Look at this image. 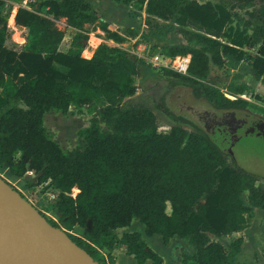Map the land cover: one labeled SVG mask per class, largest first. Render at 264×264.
<instances>
[{"label": "trees", "instance_id": "16d2710c", "mask_svg": "<svg viewBox=\"0 0 264 264\" xmlns=\"http://www.w3.org/2000/svg\"><path fill=\"white\" fill-rule=\"evenodd\" d=\"M22 1L0 0V167L16 178L33 174L35 185L51 184L58 220L84 233L63 231L97 264H114L115 248L137 264L162 263L140 233L117 234L133 221L148 237L157 235L165 244L178 238L193 248L194 255L183 254V264H235L243 237L228 246L222 240L247 227L245 215L264 209L260 179L229 162L209 134L183 117L169 113V130H158L160 107L135 98L140 63L121 47L134 32L122 34L103 22L86 0L28 1L26 7ZM111 1L144 13V38L154 41L160 55L190 56L187 75L163 70L170 86L189 88L215 110H245L247 101L226 98L208 80L210 65L223 67L224 56L245 63L264 84V0ZM14 6L23 44L11 39ZM236 8L247 11L245 20L235 18ZM61 20L69 32L65 50ZM95 30L115 45L101 43L82 58ZM171 33L184 43L169 45ZM253 46L256 55L246 51ZM245 89L241 84L234 93ZM71 106L85 109L90 119L77 131L74 147L63 149L43 116L50 110L65 115Z\"/></svg>", "mask_w": 264, "mask_h": 264}, {"label": "rangeland", "instance_id": "374dc122", "mask_svg": "<svg viewBox=\"0 0 264 264\" xmlns=\"http://www.w3.org/2000/svg\"><path fill=\"white\" fill-rule=\"evenodd\" d=\"M32 1L35 2L39 0ZM118 6L120 5L115 4L110 0H105L102 2L101 7L103 9V13H105L104 15L117 18L120 13ZM246 12L247 11L244 9L236 8L234 10L235 18L245 20L247 18ZM63 24L64 23L62 20L58 24V28L63 30L65 34L64 40L60 45L61 50H65L69 47V32L66 28H64ZM8 26L12 30V41L20 44L18 37L19 35L22 36V33L20 34L19 30L17 28H13V25H11L9 22ZM240 28H243V26L241 25ZM119 31L121 30L119 29ZM250 33L251 31L248 30V34ZM95 36L101 38L103 41L108 40L104 34L100 35L98 31L95 30L89 34L88 41L85 42L87 47L89 46V43L94 46L91 39H95ZM103 41H100L98 45ZM143 43L147 45L148 53H153L156 51L151 48V43L147 39L144 38ZM260 44H264V40H261ZM122 46L123 48H127V50L129 49V51H131L132 40L128 39L124 44H122ZM257 48L258 46H253L250 49H246V51L248 54L256 55ZM141 52L142 54L147 53L146 51ZM84 54L87 55V53ZM81 57L86 58L85 56ZM224 63V66L221 68L210 65V74L208 80L211 82L214 81V86L218 88L223 94L225 93L227 95H230L231 93L238 95L234 93V89L240 87L241 84H247L243 94H239L242 95V99L247 101V107L245 110L236 111V117L241 119L247 118L249 121L261 120L264 122V91H262L260 86H250L248 85L249 83H246L247 81H244L243 78L237 77L238 74L235 73V70H247V66H245V64L240 62L238 64L232 63V65H228L226 61ZM163 70L164 69L156 70L154 80H147L144 83L138 81L137 79L135 80V83L138 87L135 98H138V96H143L151 103H155L160 107L159 111L155 110L157 115L158 130L160 132H166L169 130V113L185 118L190 123L209 134L211 139L222 149L225 151H227V149L230 150V155L228 154L229 162L233 163V165L236 167L257 176L260 179V183L264 184V139L249 135L247 137H242L239 142L234 145V147H229V140L226 135L221 133L218 129L214 130L213 134H211L210 127L205 128L202 122L209 119L213 115L220 116L222 113H224V111L213 109L203 99H195L191 95L190 89L187 87L181 85L170 86L168 84L169 77L163 74ZM261 85L264 84L261 83ZM232 94L230 96H233ZM225 97L228 98L227 96ZM235 97L237 98V96ZM225 112L230 113L232 111L229 110ZM89 119L90 115L85 109H76L75 107L71 106L65 115L54 112L53 110L46 112L43 116V125L46 131L59 143L63 149H71L76 143L77 131L80 128L86 127L89 123ZM187 129L188 131L192 130L191 128ZM23 182L24 187L20 188L21 195L45 216L47 211L53 207L52 205L56 197V191L49 183L35 185L36 177L33 174L26 175L23 178ZM74 192L75 190H72L73 194ZM167 212H169V208H167ZM48 216L50 219L52 218V220H54L60 229L70 231L63 225L61 221L58 220V216L55 213L51 215V213L48 212ZM139 227L140 230L143 231V226L139 225ZM70 233L81 235L84 233V231L79 228H75L70 231ZM259 235L260 236L258 239L253 240L251 237V239H249L250 241L247 243L256 249H259L261 245L264 244V233ZM230 238L231 236L224 239L223 242L225 245L228 244ZM146 240L147 241H144L148 248L165 260H168V258L164 256V249L167 246L172 250L173 253L179 251L181 247H185V245H182L180 242L173 240L165 244L161 241L159 236L147 237ZM245 248H248V246ZM129 258L130 257L123 254V257L119 259V264H136L133 259Z\"/></svg>", "mask_w": 264, "mask_h": 264}, {"label": "crops", "instance_id": "0c3cea01", "mask_svg": "<svg viewBox=\"0 0 264 264\" xmlns=\"http://www.w3.org/2000/svg\"><path fill=\"white\" fill-rule=\"evenodd\" d=\"M29 1H32V0H29ZM86 1L97 11V13L100 15V18L103 22H107V23H111V24L116 25L117 27H119L122 34H124L127 30L134 32V35L129 37V39L132 40V46H131L132 50L129 51V49L127 50V48H124V49L129 53L131 58L138 60L140 63V65H139L140 74L136 79L142 83H144L147 80H154L155 79V72L157 69L154 68L153 66L149 65L148 60L153 56H156V55L162 56V55H160L157 51H155L153 53H148V50H147L148 47L145 43H143L144 34H146V32H147L145 24H144V18H145L144 13L142 12L141 15H137L136 13H134L133 9L130 6H124V5L118 4V5H120V6H118V9L120 10L119 16L117 18L111 17V16L109 17L108 15H104L105 13H103V11H102L103 9L101 7L102 2H104L105 0H86ZM195 1H197L199 3H204L207 1L214 2L215 0H203V1L195 0ZM113 3H115V2H113ZM115 4H117V3H115ZM22 7H26V4L22 5ZM16 9H17L16 6H14V9L12 10L11 15L8 19L9 23H10V19L12 20V23H10V24L13 25L12 26L13 28H17V26L14 23V15L16 13ZM63 23H64V21H63ZM63 26H64V24H63ZM18 30H19L20 34L23 33V31H24L23 28L18 29ZM97 31L100 35H103V33L101 31H99V30H97ZM95 39L99 42L103 41V40H101V38H99L97 36H95ZM18 40L20 41V44L24 43V39L20 35L18 37ZM147 40L151 43V48L153 49L154 41L151 38H147ZM102 43L107 44L109 46L115 45L111 40H104ZM183 43H184V40L182 39V37L180 35L175 34V33H171L168 35V44L169 45H180ZM88 45L89 46L87 47V44L84 43V49L81 53V56L84 55V53H87V55L89 56V57L85 56L87 59H89L92 56L93 51L98 46V44L92 46L89 43ZM121 47H123V46L121 45ZM141 51H143V52L146 51L147 53L142 54ZM223 58H224V62L226 61L228 65H232V63H235V64L240 63V62L235 61L230 56H224ZM241 63L245 64L243 62H241ZM245 66H247V65L245 64ZM246 69L247 70H235L236 71L235 73L241 75V78H243L244 81H247L246 83H249L248 85L253 86V87L258 85V86H260L262 91H264V85H261V83H259L260 81L255 80V78L252 75V73L250 72V69L248 66L246 67ZM246 86H247V84H246ZM0 171H1L0 177L3 180H5L8 184L13 186L19 192H21L20 188L24 187L23 178L26 175H31V173H27L23 178H16V177L12 176L5 167H0ZM48 212L51 213V215L55 213L58 216V214L53 209H49V211H47V213L45 214V217L48 220L54 222V220H52V218L50 219V217L48 216ZM245 218H246V221L248 224L247 227L241 232L231 234L230 235L231 236L230 241L228 242V244L226 246H228L230 244V242H232L236 238L242 236L243 242H242L241 249H240L239 253L235 256V264H264V244L261 245V247L259 249H256L253 246L249 245V243H247L248 241H250L249 239H251V237L253 240L258 239L260 236L259 234L264 233V209H254L252 215L250 217L245 215ZM138 224H139L138 222L133 221L129 227L119 229L116 232L118 235H121L125 232H138V233H140L142 238L145 241H147L146 239L148 236H146L144 234V228H143V231H141L140 227H139L140 224L139 225ZM154 236H157V235H154ZM228 237H226V238H228ZM226 238H224V239H226ZM160 239H161V237H160ZM224 239L222 240V242L224 241ZM172 240L180 242L182 245H185V247L183 246L179 249V251H176L175 253H173L172 250L169 249V247L167 246L164 249V252H165L164 256L166 258H168V260L162 259L161 264H183L182 263L183 254H188L190 256L194 255L195 250L193 248L189 247L186 244V242H184L178 238H173L170 241H172ZM161 241H162V239H161ZM246 246H248V248H245ZM123 254L126 255L125 253H123V250L121 248H115L114 249V251L112 253L113 259H114V264H119V259L123 257ZM126 256L130 257L129 259H133L135 261L133 256H130V255H126ZM135 263H136V261H135ZM149 263L153 264L152 261H150V260L146 261L145 264H149ZM187 264H194V263L192 261H188Z\"/></svg>", "mask_w": 264, "mask_h": 264}, {"label": "water", "instance_id": "95a60500", "mask_svg": "<svg viewBox=\"0 0 264 264\" xmlns=\"http://www.w3.org/2000/svg\"><path fill=\"white\" fill-rule=\"evenodd\" d=\"M0 264L97 263L0 177Z\"/></svg>", "mask_w": 264, "mask_h": 264}, {"label": "flooded vegetation", "instance_id": "af4514ba", "mask_svg": "<svg viewBox=\"0 0 264 264\" xmlns=\"http://www.w3.org/2000/svg\"><path fill=\"white\" fill-rule=\"evenodd\" d=\"M225 111L220 116L213 115L202 122L205 128L210 127L211 134H213L214 130L218 129L221 133L226 135L229 140V147H234L242 137H247L249 135L264 139L263 121H249L247 118L241 119L236 117V111H233V116ZM246 132H248V134H246ZM226 152L229 154L230 150L227 149Z\"/></svg>", "mask_w": 264, "mask_h": 264}, {"label": "built area", "instance_id": "2783aa9c", "mask_svg": "<svg viewBox=\"0 0 264 264\" xmlns=\"http://www.w3.org/2000/svg\"><path fill=\"white\" fill-rule=\"evenodd\" d=\"M29 0H23L22 5L26 4ZM190 56H177L174 58H168L163 56H153L148 60V64L153 66L156 69H167L174 71L181 75H187L188 71V64H189ZM224 96H227L230 99H236L237 98L242 99V95H227L224 93Z\"/></svg>", "mask_w": 264, "mask_h": 264}, {"label": "bare ground", "instance_id": "6f19581e", "mask_svg": "<svg viewBox=\"0 0 264 264\" xmlns=\"http://www.w3.org/2000/svg\"><path fill=\"white\" fill-rule=\"evenodd\" d=\"M10 23H12V20H11V19H10ZM94 38H95V37H94ZM91 40H92V42H93L94 45H96V44L99 43V41H97L96 39H91ZM82 56H86V57H87L88 55H85V54H84V55H82ZM88 57H89V56H88Z\"/></svg>", "mask_w": 264, "mask_h": 264}]
</instances>
